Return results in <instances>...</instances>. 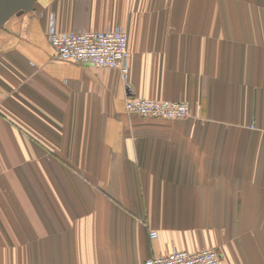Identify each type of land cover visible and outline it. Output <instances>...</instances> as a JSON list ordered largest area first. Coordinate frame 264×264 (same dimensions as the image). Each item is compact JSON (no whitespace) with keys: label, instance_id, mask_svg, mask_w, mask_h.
<instances>
[{"label":"crops","instance_id":"obj_1","mask_svg":"<svg viewBox=\"0 0 264 264\" xmlns=\"http://www.w3.org/2000/svg\"><path fill=\"white\" fill-rule=\"evenodd\" d=\"M51 24L124 30L128 73L56 60ZM174 248L264 264V0H37L0 29V264Z\"/></svg>","mask_w":264,"mask_h":264},{"label":"built area","instance_id":"obj_2","mask_svg":"<svg viewBox=\"0 0 264 264\" xmlns=\"http://www.w3.org/2000/svg\"><path fill=\"white\" fill-rule=\"evenodd\" d=\"M47 37L58 61L96 69L117 70L123 76L128 73L127 35L120 28L58 33L51 24ZM125 112L141 119L159 120H182L191 115L185 102L139 98H128L125 102ZM156 236V232L150 233L152 239ZM144 264H220V256L214 249L186 252L174 248L167 255L148 258Z\"/></svg>","mask_w":264,"mask_h":264},{"label":"water","instance_id":"obj_3","mask_svg":"<svg viewBox=\"0 0 264 264\" xmlns=\"http://www.w3.org/2000/svg\"><path fill=\"white\" fill-rule=\"evenodd\" d=\"M37 0H0V29L13 17L32 10Z\"/></svg>","mask_w":264,"mask_h":264}]
</instances>
